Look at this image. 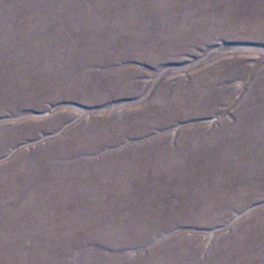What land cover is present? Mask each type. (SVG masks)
Here are the masks:
<instances>
[{
    "label": "rangeland",
    "instance_id": "1",
    "mask_svg": "<svg viewBox=\"0 0 264 264\" xmlns=\"http://www.w3.org/2000/svg\"><path fill=\"white\" fill-rule=\"evenodd\" d=\"M0 264H264V0H0Z\"/></svg>",
    "mask_w": 264,
    "mask_h": 264
}]
</instances>
